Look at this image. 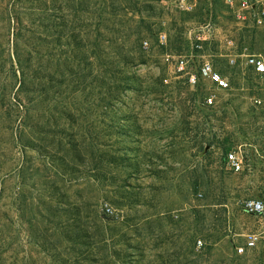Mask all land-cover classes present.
Returning <instances> with one entry per match:
<instances>
[{
	"label": "rangeland",
	"instance_id": "rangeland-1",
	"mask_svg": "<svg viewBox=\"0 0 264 264\" xmlns=\"http://www.w3.org/2000/svg\"><path fill=\"white\" fill-rule=\"evenodd\" d=\"M193 1L0 0V264H264V216L240 208L264 195V76L223 44L264 57V20ZM209 19L229 87L204 107L167 56Z\"/></svg>",
	"mask_w": 264,
	"mask_h": 264
},
{
	"label": "built area",
	"instance_id": "built-area-1",
	"mask_svg": "<svg viewBox=\"0 0 264 264\" xmlns=\"http://www.w3.org/2000/svg\"><path fill=\"white\" fill-rule=\"evenodd\" d=\"M235 16L240 21L250 20L259 24L264 20V0H235ZM229 7L234 4L233 0H227ZM174 9L183 14H190L195 9L193 0H171ZM217 28L211 22H206L192 28L187 35L188 50L180 55L170 57L172 73L178 80H181L190 89L202 94L201 104L204 107H211L215 102L214 91L226 90L229 87L228 80L215 68L212 62L202 53L204 47L210 45L217 39ZM161 46H165L166 37L164 34L157 36ZM227 53L224 59L230 68L242 63L250 73L256 76H264V57L260 55L238 52L232 39H223ZM142 47L147 49L148 42L143 41ZM169 57V58H168ZM226 167L234 172L243 170L242 159L235 152H228L224 157ZM241 210L250 217L264 216V195L256 198L245 199L240 203ZM261 237L256 233L247 235L240 246L234 248L236 257H243L258 250ZM202 246L201 241H196V248Z\"/></svg>",
	"mask_w": 264,
	"mask_h": 264
}]
</instances>
